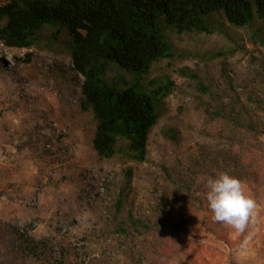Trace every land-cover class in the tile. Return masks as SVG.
<instances>
[{"label":"rangeland","instance_id":"374dc122","mask_svg":"<svg viewBox=\"0 0 264 264\" xmlns=\"http://www.w3.org/2000/svg\"><path fill=\"white\" fill-rule=\"evenodd\" d=\"M6 1L0 0V7ZM215 18L220 32H170L175 56L157 64L152 79H170L175 87L150 134L144 163L124 155L103 160L93 149L97 121L90 106L82 109V82L70 80L72 39L66 26L47 27L41 46L32 50L0 43V172L9 174L3 159H12L18 147L26 150L12 161L21 175L8 192L15 194L0 193V264H264V173L224 171L237 177L256 203L243 232L215 221L203 194L217 173L197 162L203 154L229 148L232 134L229 121L213 112L236 95L245 99L264 91V46L253 40L249 26H232L224 14ZM28 54L29 65L12 58ZM54 76L63 82L50 87L48 78ZM181 183L192 185V195ZM130 214L147 223H163L166 215L182 230L163 233L156 226L127 236L120 227ZM15 240L30 253L35 248L40 259L8 257Z\"/></svg>","mask_w":264,"mask_h":264},{"label":"trees","instance_id":"16d2710c","mask_svg":"<svg viewBox=\"0 0 264 264\" xmlns=\"http://www.w3.org/2000/svg\"><path fill=\"white\" fill-rule=\"evenodd\" d=\"M218 14H224V20L232 26H249L253 40L264 46V0H7L0 7V43L10 50H32L41 46L47 27L56 22L66 26L72 39L70 80L83 77L81 106L83 110L90 106L97 121L93 149L103 160L124 155L127 160L144 163L148 160L150 134L175 87L170 79H152L155 66L175 56L170 32H220L215 18ZM30 55L24 60L12 58L29 65ZM54 77L48 81L63 82L59 76ZM227 78L229 86L235 88L234 80L229 75ZM213 114L232 125L228 135L232 134L227 137L229 148L203 154L197 163L211 174L231 167L254 176L264 173V91L245 99L236 95L234 102L221 104ZM167 135L173 138L172 133ZM23 149L17 148L20 152ZM10 165L14 163L9 161ZM9 166V174L0 172V181L7 182L0 193L14 195L8 192L17 171L13 173ZM126 180L130 185L131 171ZM181 188L192 195V185L181 183ZM124 191L117 198L119 209ZM203 194L206 196V190ZM195 200L202 202L203 197ZM161 209L164 212L166 207ZM166 215L163 223H147L130 214L123 224L127 227L120 230L127 236L151 232L156 226L163 233L173 229L181 232V227ZM13 235L18 240L19 233L14 231ZM17 240L10 244L8 257L40 259L35 248L30 253L25 246L17 245Z\"/></svg>","mask_w":264,"mask_h":264},{"label":"clouds","instance_id":"9594fccd","mask_svg":"<svg viewBox=\"0 0 264 264\" xmlns=\"http://www.w3.org/2000/svg\"><path fill=\"white\" fill-rule=\"evenodd\" d=\"M206 187V200L213 219L243 232L256 203L245 192L242 182L228 172H220L208 178Z\"/></svg>","mask_w":264,"mask_h":264},{"label":"crops","instance_id":"0c3cea01","mask_svg":"<svg viewBox=\"0 0 264 264\" xmlns=\"http://www.w3.org/2000/svg\"><path fill=\"white\" fill-rule=\"evenodd\" d=\"M59 121V125H61V126H63V122H61L60 120H58ZM57 121V122H58ZM0 147H3L4 148V146H0ZM14 151V146L13 147H11V152H13ZM15 152L16 153H11V155H10V157L12 158V159H3V160H6L7 161V163L9 162V161H15V160H17V159H14V158H22L23 157V155H25V152H26V150L22 153V151L20 152V151H18V150H15ZM0 160H2V159H0ZM1 162V161H0ZM15 166L14 165H10L9 166V169H11L12 171H13V173L15 172ZM36 178V177H35ZM14 180H18L19 182H20V180H21V175H19V174H16L15 176H13V181ZM31 187V189H33L34 190V187H33V185H30ZM26 187V185L24 184L21 188H25ZM30 188H28V189H30Z\"/></svg>","mask_w":264,"mask_h":264},{"label":"built area","instance_id":"2783aa9c","mask_svg":"<svg viewBox=\"0 0 264 264\" xmlns=\"http://www.w3.org/2000/svg\"><path fill=\"white\" fill-rule=\"evenodd\" d=\"M79 78H80L81 81H83V77H82V76H79ZM53 83H54L53 80H52V81H49V82H48V85L51 87V86L53 85ZM103 189H105L104 186H103ZM38 201H39V200H38ZM38 201H37V199H35V202H31V204L36 205Z\"/></svg>","mask_w":264,"mask_h":264}]
</instances>
